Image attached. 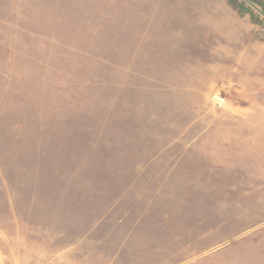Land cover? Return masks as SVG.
<instances>
[{"label":"rangeland","instance_id":"rangeland-1","mask_svg":"<svg viewBox=\"0 0 264 264\" xmlns=\"http://www.w3.org/2000/svg\"><path fill=\"white\" fill-rule=\"evenodd\" d=\"M167 145L264 179V0H0V264H264L260 206L154 250Z\"/></svg>","mask_w":264,"mask_h":264},{"label":"crops","instance_id":"crops-1","mask_svg":"<svg viewBox=\"0 0 264 264\" xmlns=\"http://www.w3.org/2000/svg\"><path fill=\"white\" fill-rule=\"evenodd\" d=\"M242 135L247 139L248 133ZM242 148L246 147L239 148L242 154L248 153V148ZM210 151L200 146H161L157 147V162L130 169L139 171L135 184H144L148 196L155 197V251L210 249V235L224 233L242 218L249 219L259 206L264 211V179L255 175L251 160L248 168L240 170L248 178L236 180L233 193L225 196V167L210 168ZM220 159L224 162V155Z\"/></svg>","mask_w":264,"mask_h":264},{"label":"water","instance_id":"water-1","mask_svg":"<svg viewBox=\"0 0 264 264\" xmlns=\"http://www.w3.org/2000/svg\"><path fill=\"white\" fill-rule=\"evenodd\" d=\"M245 1H247V2H248V0H245Z\"/></svg>","mask_w":264,"mask_h":264}]
</instances>
